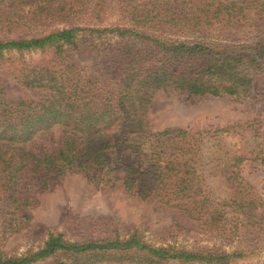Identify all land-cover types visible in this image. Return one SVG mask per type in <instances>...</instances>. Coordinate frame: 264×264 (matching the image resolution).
<instances>
[{"label": "trees", "instance_id": "obj_1", "mask_svg": "<svg viewBox=\"0 0 264 264\" xmlns=\"http://www.w3.org/2000/svg\"><path fill=\"white\" fill-rule=\"evenodd\" d=\"M250 27L257 38L239 41ZM0 33V56L50 51L16 67L17 99L0 76V225L16 228L35 193L78 173L96 190L119 187L247 248L174 250L137 232L71 241L49 230L37 250H0V264H227L261 250L264 201L240 174L244 161L264 164L258 122L153 130L146 113L158 89L264 102V0H0ZM82 33L115 39L83 49Z\"/></svg>", "mask_w": 264, "mask_h": 264}, {"label": "rangeland", "instance_id": "obj_2", "mask_svg": "<svg viewBox=\"0 0 264 264\" xmlns=\"http://www.w3.org/2000/svg\"><path fill=\"white\" fill-rule=\"evenodd\" d=\"M116 16L108 18L111 23ZM57 27V26H55ZM258 28L238 31V40L250 42L259 35ZM14 35H10L12 37ZM3 33H0V38ZM80 48L91 43L93 47L114 41L110 36L80 34ZM86 42V43H84ZM84 43V44H83ZM90 44V45H91ZM101 47V46H100ZM50 51L39 50L6 51L0 56V76L5 82L6 95L17 99L22 91L16 84V67L41 59H49ZM78 56H82L81 53ZM81 58V59H82ZM85 58V61H88ZM2 73V74H1ZM146 117L153 130L163 128H187L192 130L224 127L235 122L256 120V128L264 138V102L230 96L187 97L185 94L153 92ZM58 138V133H55ZM231 143L233 139H225ZM252 140L246 145L251 144ZM50 145L49 141L39 144ZM240 174L264 201V164L259 161H244ZM35 203L26 208L29 218L21 220L13 229L8 224L0 225V250L8 255H20L37 250L43 243L47 231L63 232L71 241L102 240L119 237L124 239L137 232L139 238L153 246H164L174 250L189 251L219 248L226 252L245 250L241 243H226L210 234L200 232L198 223L182 213L162 207L155 201H141L127 195L119 187L96 190L78 173L67 174L50 190L34 194ZM20 217L17 216V221ZM264 235V233H263ZM259 251L248 252L242 257L232 258L227 264H264V236L258 244ZM47 258L40 264H49ZM94 264H132L124 261L103 260Z\"/></svg>", "mask_w": 264, "mask_h": 264}]
</instances>
